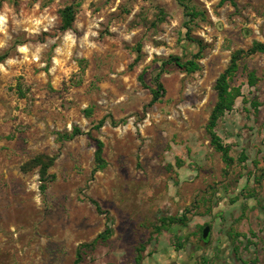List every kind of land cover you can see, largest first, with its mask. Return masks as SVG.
Segmentation results:
<instances>
[{"label":"rangeland","instance_id":"374dc122","mask_svg":"<svg viewBox=\"0 0 264 264\" xmlns=\"http://www.w3.org/2000/svg\"><path fill=\"white\" fill-rule=\"evenodd\" d=\"M253 41L264 0H0V264H75L106 225L78 264H264V53L238 62L214 128L229 164L206 131L217 77ZM197 52L200 69L168 63L146 106L139 76ZM39 155L54 160L43 191L39 167L22 169Z\"/></svg>","mask_w":264,"mask_h":264},{"label":"trees","instance_id":"16d2710c","mask_svg":"<svg viewBox=\"0 0 264 264\" xmlns=\"http://www.w3.org/2000/svg\"><path fill=\"white\" fill-rule=\"evenodd\" d=\"M181 1V0H180ZM220 1H233V0H220ZM187 15L190 17H194L195 13L191 10H188V6L185 4H182ZM75 16V9L73 4H69L67 6H64L59 11V17H60V30L66 31L71 28L72 23L74 21ZM136 51H139V48L136 49ZM255 53H264V42L261 41H253L252 44L246 49H238L235 50L230 57L229 63L227 67L223 70L222 73L219 74L217 77L215 83H214V90L216 92V102L210 112L209 119L206 125V131L208 132L210 136V144L214 147V149L221 153L222 159L229 164L231 162V158L228 155V148L227 146L223 145L218 136L214 132V128L216 126V122L219 118V116L225 111L228 110L233 102L234 97L237 95V89L232 88L229 84L233 74L238 68V62L249 55L255 54ZM7 56L6 53L0 55V62ZM200 57V53L197 52L195 54L191 55V58H185L182 59L178 56H173L169 58L166 61H163L157 68H155L152 72V77L150 80V83L146 82V79L143 78V75L141 74L139 76V81L141 85L145 88H147L150 92L151 98L149 102L146 104V106H151L152 104L156 103L160 97L163 95V86L160 81V75L165 70V66L168 63H172L175 67L178 69L185 71L187 73H192L200 69V65L198 64L197 59ZM250 83L253 84L254 82V76L253 74L250 75ZM108 121L109 124L115 126L118 122H116L113 118H108V120H105L104 118L99 120L95 125L94 129H99L103 126L104 122ZM82 132L78 128H74L72 132L68 135V138H71L72 136H75L77 134H81ZM86 135L88 137H91L90 132H86ZM95 141V150H94V161H95V167L93 168V171H97L98 169H101L104 166V161L102 158V147L103 143L99 139H94ZM53 158L48 156L39 155L34 157L30 160V162L27 164L28 166L25 168V166L22 167V169L31 168L34 166H38V174H39V180L41 181L40 190L43 191L45 188L46 179L48 178L46 176V172L48 167L53 163ZM92 203L95 204L97 211H100L99 206L91 200ZM107 221H109V218H106ZM171 222L175 221V218L170 219ZM112 230L109 227V225H106V228L103 232L99 233L96 238L86 244H80L76 249V258L74 260L75 264H78L82 258L83 250L87 248H93L94 245L98 241H105L109 236L111 235ZM135 264H141V256L138 254L135 257Z\"/></svg>","mask_w":264,"mask_h":264},{"label":"crops","instance_id":"0c3cea01","mask_svg":"<svg viewBox=\"0 0 264 264\" xmlns=\"http://www.w3.org/2000/svg\"><path fill=\"white\" fill-rule=\"evenodd\" d=\"M165 256V255H164ZM165 258L158 257L157 252H153L150 258L151 264H162ZM166 261L170 264H184L185 257L182 254H178L176 258H170L166 255Z\"/></svg>","mask_w":264,"mask_h":264},{"label":"water","instance_id":"95a60500","mask_svg":"<svg viewBox=\"0 0 264 264\" xmlns=\"http://www.w3.org/2000/svg\"><path fill=\"white\" fill-rule=\"evenodd\" d=\"M210 227L208 225L204 226L201 232V239L206 241L209 235Z\"/></svg>","mask_w":264,"mask_h":264}]
</instances>
